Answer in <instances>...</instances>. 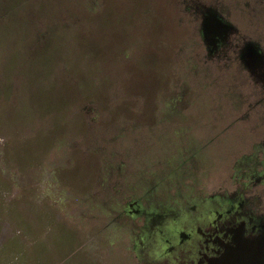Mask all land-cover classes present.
Listing matches in <instances>:
<instances>
[{
    "label": "rangeland",
    "instance_id": "rangeland-1",
    "mask_svg": "<svg viewBox=\"0 0 264 264\" xmlns=\"http://www.w3.org/2000/svg\"><path fill=\"white\" fill-rule=\"evenodd\" d=\"M0 264H264V0H0Z\"/></svg>",
    "mask_w": 264,
    "mask_h": 264
},
{
    "label": "flooded vegetation",
    "instance_id": "flooded-vegetation-1",
    "mask_svg": "<svg viewBox=\"0 0 264 264\" xmlns=\"http://www.w3.org/2000/svg\"><path fill=\"white\" fill-rule=\"evenodd\" d=\"M226 26H227V28H228V30H229V33H230V29H231V31L232 30H234V27H232L231 25H229V23H227L226 24ZM233 32V31H232ZM231 32V33H232ZM232 39H233V37H231V35H229L228 36V34H226V35H222L221 36V38L220 39H218V42L220 43L219 44V46L217 47V48H219L220 46H224V45H228V44H232L231 42H232ZM221 48V47H220ZM245 53H246V51H245ZM246 57H247V59H246ZM245 57V59L246 60H243L244 62V65H245V67L247 68V70L248 71H250V73H254L253 71V69L256 67V65H255V62H256V60L257 59H254V60H251V59H248V56H246ZM260 75H259V73H257L256 72V74H255V76H251L249 79H248V81L250 80L251 81V84H253L252 82V80H251V78H253L254 77V81L255 80H258L260 77H262L263 75H261L260 77H259ZM232 86H235V89H236V87L237 86H241V84H239V83H233L232 84Z\"/></svg>",
    "mask_w": 264,
    "mask_h": 264
},
{
    "label": "trees",
    "instance_id": "trees-1",
    "mask_svg": "<svg viewBox=\"0 0 264 264\" xmlns=\"http://www.w3.org/2000/svg\"><path fill=\"white\" fill-rule=\"evenodd\" d=\"M85 5H86V3H84L83 5L81 4L80 6L86 7ZM5 74H6V73H5Z\"/></svg>",
    "mask_w": 264,
    "mask_h": 264
},
{
    "label": "crops",
    "instance_id": "crops-1",
    "mask_svg": "<svg viewBox=\"0 0 264 264\" xmlns=\"http://www.w3.org/2000/svg\"><path fill=\"white\" fill-rule=\"evenodd\" d=\"M3 222V221H2Z\"/></svg>",
    "mask_w": 264,
    "mask_h": 264
}]
</instances>
